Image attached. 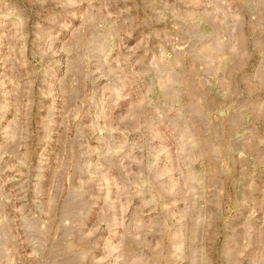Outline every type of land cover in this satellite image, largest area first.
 I'll return each mask as SVG.
<instances>
[{
  "label": "rangeland",
  "instance_id": "1",
  "mask_svg": "<svg viewBox=\"0 0 264 264\" xmlns=\"http://www.w3.org/2000/svg\"><path fill=\"white\" fill-rule=\"evenodd\" d=\"M0 264H264V0H0Z\"/></svg>",
  "mask_w": 264,
  "mask_h": 264
}]
</instances>
